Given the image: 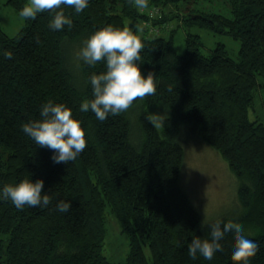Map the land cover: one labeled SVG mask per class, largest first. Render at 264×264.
<instances>
[{
    "label": "trees",
    "instance_id": "obj_1",
    "mask_svg": "<svg viewBox=\"0 0 264 264\" xmlns=\"http://www.w3.org/2000/svg\"><path fill=\"white\" fill-rule=\"evenodd\" d=\"M180 1L148 0L143 11L135 0H89L79 13L62 6L73 23L60 30L49 26L51 10L25 18L16 36L0 27V186L32 174L52 197L44 208L0 200V264H200L188 255V234L206 239L215 224L257 228L259 235H247L260 246L250 264H264V119L249 117L258 78L264 79V0H228L232 17L192 13L187 19L239 39L237 60L223 43L204 54L192 33L185 53H177L173 34L166 37L161 28L171 17L164 8ZM26 2L9 0L18 12ZM105 24L141 37V71L154 73L156 91L100 121L79 105L91 98L88 77L103 71L104 62L71 59L75 46ZM49 99L66 103L83 121L87 146L74 161L54 163L51 150L22 131ZM157 108L168 111L160 127L147 119ZM185 134L216 149L239 180L237 216L206 222L182 188ZM60 199L72 202L67 212L56 210ZM108 207L129 237L123 262L103 254ZM220 250L213 264H235L230 239Z\"/></svg>",
    "mask_w": 264,
    "mask_h": 264
},
{
    "label": "clouds",
    "instance_id": "obj_2",
    "mask_svg": "<svg viewBox=\"0 0 264 264\" xmlns=\"http://www.w3.org/2000/svg\"><path fill=\"white\" fill-rule=\"evenodd\" d=\"M88 4L89 0H27L19 15L35 19L39 13L51 10L49 26L52 30H60L73 23L62 6H71L79 13ZM135 4L144 8L148 0H135ZM143 48L141 37L128 27L105 24L91 32L79 48L78 60L90 66L103 61L104 70L88 77L92 96L81 101L80 111H91L98 120L104 121L127 111L136 98L155 93L154 73L141 71ZM2 54L7 58L13 56L11 50H4ZM147 119L155 123L154 117ZM21 128L36 145L51 150L50 158L54 163L74 161L87 146L82 119L74 116L73 109L64 102L45 101L40 106L39 118L24 121ZM43 189V178L33 179L31 174L0 186V200H10L18 209L26 205L44 208L51 203L52 197ZM71 205L70 200L60 199L55 208L67 212ZM188 235L191 236V240H187L188 255L198 259L200 264H213L214 258L222 255L221 245L227 239L232 242L231 259L235 264H250L260 247L256 240L245 235L243 229L232 225L223 228L219 224L213 225L206 239L191 231Z\"/></svg>",
    "mask_w": 264,
    "mask_h": 264
},
{
    "label": "rangeland",
    "instance_id": "obj_3",
    "mask_svg": "<svg viewBox=\"0 0 264 264\" xmlns=\"http://www.w3.org/2000/svg\"><path fill=\"white\" fill-rule=\"evenodd\" d=\"M27 3V2H26ZM171 17L161 28L162 34L174 38L178 54L186 51V37L189 33L200 36L201 50L209 54L219 43L225 44L229 56L235 60L239 57L241 41L228 33L213 32L187 19L192 13H218L232 17V5L228 0H182L177 6L164 8ZM25 26V18L19 15L9 0H0V27L10 36H16ZM171 30L168 31V27ZM170 28V27H169ZM165 29V30H164ZM167 30V31H166ZM166 31V32H165ZM81 44H77L72 53V61L79 63L77 53ZM259 84L253 106L249 110L251 120L264 119V79L259 76ZM158 127L168 111L160 109L150 111ZM186 136V137H185ZM181 140L185 148V162L181 173L182 188L191 197L195 208L206 222L216 221L224 216H237L242 212L237 197L239 180L229 169L225 159L212 146L203 142L198 136L185 134ZM245 235L257 236L260 231L252 226H239ZM149 261H152L148 246H144ZM129 251V237L121 231L120 222L115 213L107 208L106 235L103 254L113 262L125 261Z\"/></svg>",
    "mask_w": 264,
    "mask_h": 264
},
{
    "label": "built area",
    "instance_id": "obj_4",
    "mask_svg": "<svg viewBox=\"0 0 264 264\" xmlns=\"http://www.w3.org/2000/svg\"><path fill=\"white\" fill-rule=\"evenodd\" d=\"M147 9V6L146 7H144V8H141V10H146ZM148 11H149V13L151 14V15H153V13H152V10H150V8L148 9Z\"/></svg>",
    "mask_w": 264,
    "mask_h": 264
}]
</instances>
